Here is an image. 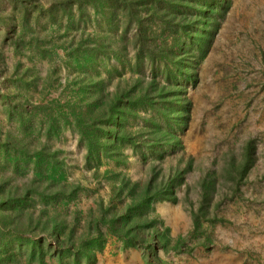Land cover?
<instances>
[{
    "label": "rangeland",
    "instance_id": "obj_1",
    "mask_svg": "<svg viewBox=\"0 0 264 264\" xmlns=\"http://www.w3.org/2000/svg\"><path fill=\"white\" fill-rule=\"evenodd\" d=\"M222 1L196 79L181 82L180 142L122 144L116 159L88 161L82 129L100 133L102 104L152 77L146 59L138 71L135 20L118 0H0V264H264V0H228L225 12ZM149 13L139 9L147 24ZM148 116L125 126L142 130ZM178 171L176 199L150 216L169 229L165 247L107 235L91 259L77 254L130 202L117 194L123 181L165 184Z\"/></svg>",
    "mask_w": 264,
    "mask_h": 264
},
{
    "label": "trees",
    "instance_id": "obj_2",
    "mask_svg": "<svg viewBox=\"0 0 264 264\" xmlns=\"http://www.w3.org/2000/svg\"><path fill=\"white\" fill-rule=\"evenodd\" d=\"M118 2L122 8L127 9L126 16L130 17L127 22L134 19L138 28L139 48L136 53L138 71H142L146 59L149 61L152 77L146 86L143 85L142 77L138 78L133 88L118 91L112 101L102 104L96 118L98 126H95L101 127L100 133H96V130L88 132L82 129V133L88 138V161L92 157L98 160L103 157L116 159L119 156L118 148L122 144H129L135 148L150 139L148 142L151 144L148 146L154 149L155 145L164 140L176 144L180 142L175 133L176 128L185 126L189 107L188 101L179 96L182 91L181 82L196 79L197 75L192 67L195 62L205 57L218 29L217 19L208 16V13L217 7L215 4L217 0H118ZM148 4L149 8H144ZM228 5V0H223L221 9L225 12ZM187 6L195 9L194 16H189ZM141 8L150 11L148 24L140 17ZM82 55L86 61H95L97 58L94 50ZM140 110L148 111L149 116L145 119L144 129L133 133L126 128L125 123L129 117L137 116ZM174 121L178 126H174ZM182 174L181 171L176 172L174 178L165 184L156 183V179L152 177L143 186L136 182L123 181L117 194L120 196L127 189L130 202L123 211L115 212L110 218L104 214L103 219L94 224V234L87 238L84 245L77 248V254H83L91 259L92 251L102 250L104 236L107 235L122 239L125 246L146 245L150 249L156 244L158 247H165L171 240L169 229L156 217H150L153 203L164 199L175 200L174 188L183 181ZM214 183L215 180H210L203 185L205 193L209 196L215 190ZM60 188L63 193L69 194L64 187ZM73 193L74 191L72 196ZM198 221L196 219V227L199 226ZM103 226L106 227L105 230ZM68 241L65 245H68Z\"/></svg>",
    "mask_w": 264,
    "mask_h": 264
}]
</instances>
